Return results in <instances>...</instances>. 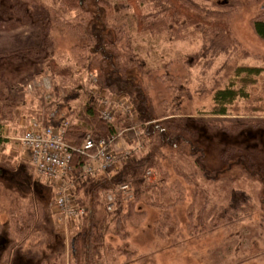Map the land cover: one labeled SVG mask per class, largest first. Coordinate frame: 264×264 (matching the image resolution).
Returning a JSON list of instances; mask_svg holds the SVG:
<instances>
[{"label":"rangeland","instance_id":"374dc122","mask_svg":"<svg viewBox=\"0 0 264 264\" xmlns=\"http://www.w3.org/2000/svg\"><path fill=\"white\" fill-rule=\"evenodd\" d=\"M63 1L0 0V129L8 141L0 149V208L4 209L0 212V264H76L72 241L88 227L85 217L65 222L57 213L56 187L36 174L20 142L32 122L45 123V116H53V123L64 119L72 124L87 100L107 95L77 64L74 48L86 46V40L74 30L80 23L77 13L65 8ZM79 1L81 6L95 8L99 13L94 15L101 18L109 8L115 10L107 19L106 41L118 55L127 45L137 54L140 69L131 77L149 98L155 123L184 121L197 138L195 145L205 153L207 167L220 174L217 181L204 178L189 147H185L187 156L176 154L177 164L198 184L200 203L239 208L240 216H245L228 229L192 234L188 208L194 187L182 181L186 185L183 202L170 212V222L161 236L156 234L161 219V211L154 205L156 195L145 192L136 201L145 218L140 224L127 220L128 236L119 237L113 213L119 200V217L129 214L134 189L123 192L119 188L98 199L83 191V208H94L95 221L106 220L108 226L101 264H264V73L251 78L248 85L242 83L246 74L237 77L244 67L264 68V40L253 26L255 20L264 19V0H191L217 23L229 19L235 40L220 50H212L204 36L190 35L191 28L165 31L160 36L139 34L127 0ZM32 48L43 52L39 56L19 54ZM44 58L72 68V76L53 77L43 65ZM232 83L239 89L245 87L249 98L228 107L225 117L212 115L214 94ZM117 147L124 151L126 142L119 141ZM163 151L161 164L169 185L180 179L169 159L171 152ZM224 157L233 165L227 166ZM159 179L153 171L147 181ZM109 196L114 199L111 211ZM173 200L171 196L170 202ZM13 201L40 203L45 210L42 226L34 233L15 236L14 244L9 238L7 212Z\"/></svg>","mask_w":264,"mask_h":264},{"label":"trees","instance_id":"16d2710c","mask_svg":"<svg viewBox=\"0 0 264 264\" xmlns=\"http://www.w3.org/2000/svg\"><path fill=\"white\" fill-rule=\"evenodd\" d=\"M63 3L65 8L77 13V20L80 23L74 30H76L78 37L82 35L81 37L84 36L83 38L86 40V46L77 45L74 48L77 51L75 56L77 57L78 66L88 74H94L97 77L96 86L99 91L126 98L136 113L138 123L142 124L141 131L143 134L142 138L138 139L133 132H126L123 138L118 139V142L122 139L125 140L130 147L136 146L141 141L144 152L140 155H134L127 162L125 161L117 172L102 179L88 178L83 180L77 191L78 204L85 207L80 197L83 191L92 195L94 199H98L102 193H113L123 185H130L131 189L133 188L135 191V196L133 201L128 204L129 214L119 217L121 211L119 200L117 211L113 213L116 216V235L126 237L128 236L125 231L126 221L130 220L140 224L145 218V211L136 208V201L143 193L150 192L153 196L156 195L154 205L158 206L161 211V219L156 224L158 227L156 234L161 236L166 224L170 222V212L183 202L186 191L185 184H188L194 187L193 202L188 208V229L192 234L206 235L220 228L228 229L239 223L242 218L244 219V215L240 216L242 209L200 203L201 192L198 184L193 178H189L177 164L176 154L180 157L187 156L185 147H189L190 157L195 160L204 178L217 181L220 179V174L212 172L207 167L205 153L195 145L194 140H197V138L184 121L155 123L157 117L149 98L141 85L132 80L131 77L135 69H140L137 54L127 45V49L123 54L118 55L110 51L113 44L108 45L106 41L107 19L112 14H116L115 10L109 8V11L105 14L106 16L101 18L98 16L99 14L94 15L96 12L99 13L95 8L81 6L79 0H64ZM127 3L136 19L139 34H158L160 36L165 31L174 33L175 30L180 32L191 28L189 29L190 35L194 37L204 36L210 42L212 50H220L224 44L235 40L231 36L229 21H227L229 19L224 18L225 20L222 23H217L208 13L201 11V7L198 8L192 5L191 0H127ZM253 26L258 37L264 40V19L255 20ZM122 31L124 32L123 29L119 30V32ZM88 45H92L93 49H90ZM41 52H43L42 49L32 48L20 51L19 54L29 53L30 55L39 56ZM43 65L53 77L67 78L73 74L72 68L63 67L53 59L44 58ZM263 73L264 68L244 67L238 70L237 77L246 74V78L242 80V83L248 85L252 82L251 78L259 77ZM56 90L58 91V89ZM58 96L60 97V94ZM248 98L249 94L245 87L239 89L235 83H232L229 87L218 90L214 94L212 115L225 117L228 115V107L239 99L246 100ZM48 117L45 116V124L47 126L56 125V123H53L54 117H51V115L50 119ZM129 127L130 123L124 116H117L113 123L103 120L98 101L89 99L77 114L76 120L71 124L66 141L73 147L81 148L88 136L97 141L108 139L117 136L119 130L125 131ZM7 143L8 141L3 137L0 129V149ZM163 150L171 152L169 159L174 164V169L180 179H176L169 185L167 184V173L161 164V159L165 154ZM225 160L228 162L227 166L233 165L229 157H226ZM85 162L86 158L75 157L74 163L77 165L78 174L81 173ZM153 171L159 175L160 179L150 183L147 181V175ZM182 181L186 183L184 184ZM2 196L0 188V204ZM171 196L174 198V202H170ZM16 203L17 201H13V205H10L7 210L9 214L8 229L11 231L9 232V238L12 244L15 243V236L19 238L27 232H36L37 228L42 226L45 218V210L40 203H25L23 201ZM2 211L4 209L1 210L0 208V212ZM93 211L94 208L86 210L84 217L88 219V227L84 233H80L72 241V251L76 264H101L103 258L104 237L107 234L108 226L106 220L96 222ZM1 228L0 224V231Z\"/></svg>","mask_w":264,"mask_h":264},{"label":"built area","instance_id":"2783aa9c","mask_svg":"<svg viewBox=\"0 0 264 264\" xmlns=\"http://www.w3.org/2000/svg\"><path fill=\"white\" fill-rule=\"evenodd\" d=\"M91 76L94 79L93 85H96V76ZM97 98L103 120L113 123L118 114H121L129 121L130 127L125 131L119 130L117 136L108 139L97 141L88 136L83 146L77 148L66 141L71 127L67 120L54 126L34 121L20 139L36 174L56 187L57 197L54 209L65 222L77 221L86 214V209L78 204L77 195L83 180L117 172L125 161L127 162L134 155L141 154L144 149L142 142L139 141L130 149L122 152L117 150L118 139L123 138L126 132H133L138 139L143 136L142 124L138 123L136 113L126 98L114 95H98ZM76 156L86 158L80 174L77 173V165L74 163ZM150 176L151 172L148 173L147 178ZM120 190L129 192L131 186L123 185ZM108 200V210L111 211L114 199L109 196Z\"/></svg>","mask_w":264,"mask_h":264},{"label":"crops","instance_id":"0c3cea01","mask_svg":"<svg viewBox=\"0 0 264 264\" xmlns=\"http://www.w3.org/2000/svg\"><path fill=\"white\" fill-rule=\"evenodd\" d=\"M106 93V92H105ZM107 94V96H110V94L109 93H106ZM118 116H123V115H121V114H118ZM117 118V117H116ZM125 119H126V117H125ZM123 141H125V140H123ZM126 146H127V148L126 149H130V148H132V147H130V146H128L127 144H126ZM118 148V147H117ZM125 149V150H126Z\"/></svg>","mask_w":264,"mask_h":264}]
</instances>
